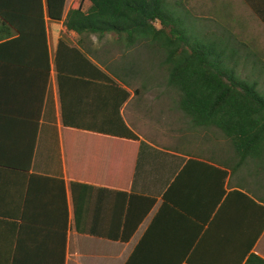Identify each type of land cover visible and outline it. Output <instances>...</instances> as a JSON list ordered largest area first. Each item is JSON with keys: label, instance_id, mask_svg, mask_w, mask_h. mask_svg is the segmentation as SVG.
Returning <instances> with one entry per match:
<instances>
[{"label": "crops", "instance_id": "1", "mask_svg": "<svg viewBox=\"0 0 264 264\" xmlns=\"http://www.w3.org/2000/svg\"><path fill=\"white\" fill-rule=\"evenodd\" d=\"M29 1L35 0L14 3L27 9ZM243 3L228 12L223 56L239 75L242 63L260 77L264 0ZM42 4L44 18L27 23L23 34L0 20V264H245L251 253L264 258V202L255 182L240 180L220 158L140 134L142 107L135 100L147 81L140 87L104 68L93 77L68 72L59 82L58 42L46 0ZM90 6L86 0L84 10ZM70 37L82 39L74 31ZM116 40L123 57L135 52L136 46ZM243 78L259 88L257 79Z\"/></svg>", "mask_w": 264, "mask_h": 264}, {"label": "trees", "instance_id": "2", "mask_svg": "<svg viewBox=\"0 0 264 264\" xmlns=\"http://www.w3.org/2000/svg\"><path fill=\"white\" fill-rule=\"evenodd\" d=\"M85 1L73 0L66 12L67 0H46L52 40L58 42V81L68 72L84 77L106 72L107 61L92 43L85 45L91 34L98 40L114 34L119 45L146 48L157 60L162 56L167 85L178 92L177 104L183 116L190 117L195 126L213 129L217 140L218 133L223 135L227 145L216 150L219 162L240 180L247 174L262 192L259 198L264 202V93L257 82L243 78L235 64L225 62L224 46L218 41L206 44L193 38L168 0H89L91 6L84 10ZM14 2L0 0L4 25L23 34L31 28L27 23L33 25L36 18H44L42 0L29 1L27 9ZM71 31L82 36L80 42L70 37ZM9 36L10 32L4 35ZM128 65L134 64H112L114 79L130 82L124 79L131 70ZM130 136L138 139L134 133ZM245 264H264V258L251 253Z\"/></svg>", "mask_w": 264, "mask_h": 264}, {"label": "rangeland", "instance_id": "3", "mask_svg": "<svg viewBox=\"0 0 264 264\" xmlns=\"http://www.w3.org/2000/svg\"><path fill=\"white\" fill-rule=\"evenodd\" d=\"M168 1L169 7L184 19L189 34L193 38L206 44L218 41L219 45L224 42L222 40L225 32H227L225 20L232 19L231 14H228L232 5L235 4L236 6L234 10L244 8L243 5H245L243 0ZM228 4H231V6L227 7ZM155 23L157 27L161 26L160 21ZM88 38L92 43V47L98 50L101 59L104 58L107 61L108 65L104 64V68L108 72L112 74V64L116 65L124 61L125 64L136 65L138 70L136 71L134 65H128L131 70L127 72V76H124L125 80H129L140 87L145 81L148 82L147 87L141 89L138 96H136L137 99L135 98L138 108L139 106L142 107V112H140L142 120L136 122L140 134L165 146L206 158L219 159L215 152L216 148L221 147V144L227 145L223 135L218 133L219 139L217 140L213 129L195 126L190 117L183 116L184 114L177 104L178 92L167 85V71L160 62L163 60L162 56L159 57L158 55L157 60L156 55L154 56L152 51H149V53L147 52L139 57V51L144 48L136 46L134 53H128L127 57H123L121 47L113 45L114 34H107L102 40H98L94 34L89 35ZM104 39H106L105 45L109 50L107 52L104 51ZM110 42L111 45L109 46ZM226 58L224 59L226 60ZM239 71L242 77L249 76L252 79H257L259 88L264 93V75L259 77L250 74L251 71L248 65L244 66L242 63H240ZM245 179L247 181L250 179L247 174Z\"/></svg>", "mask_w": 264, "mask_h": 264}]
</instances>
